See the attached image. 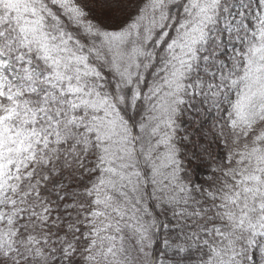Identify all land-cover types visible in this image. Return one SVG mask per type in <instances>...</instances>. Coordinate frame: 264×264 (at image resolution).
Listing matches in <instances>:
<instances>
[{
    "label": "snow or ice",
    "instance_id": "snow-or-ice-1",
    "mask_svg": "<svg viewBox=\"0 0 264 264\" xmlns=\"http://www.w3.org/2000/svg\"><path fill=\"white\" fill-rule=\"evenodd\" d=\"M0 264H264V0H0Z\"/></svg>",
    "mask_w": 264,
    "mask_h": 264
}]
</instances>
